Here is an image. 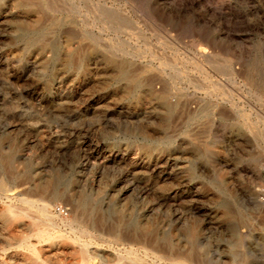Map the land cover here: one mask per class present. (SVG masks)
Here are the masks:
<instances>
[{
  "label": "rangeland",
  "instance_id": "rangeland-1",
  "mask_svg": "<svg viewBox=\"0 0 264 264\" xmlns=\"http://www.w3.org/2000/svg\"><path fill=\"white\" fill-rule=\"evenodd\" d=\"M0 264H264V0H0Z\"/></svg>",
  "mask_w": 264,
  "mask_h": 264
},
{
  "label": "built area",
  "instance_id": "built-area-1",
  "mask_svg": "<svg viewBox=\"0 0 264 264\" xmlns=\"http://www.w3.org/2000/svg\"><path fill=\"white\" fill-rule=\"evenodd\" d=\"M53 212L59 215H65V209L61 206H56L55 208H53Z\"/></svg>",
  "mask_w": 264,
  "mask_h": 264
},
{
  "label": "bare ground",
  "instance_id": "bare-ground-1",
  "mask_svg": "<svg viewBox=\"0 0 264 264\" xmlns=\"http://www.w3.org/2000/svg\"><path fill=\"white\" fill-rule=\"evenodd\" d=\"M28 202H29V201H28ZM26 203H27V202H26ZM30 207H31V206H30ZM10 214H12V213H10ZM16 216H17V215H16ZM12 217H13V216H12ZM85 247H86V246H85ZM28 248H29V247H28ZM78 248H79V247H78ZM82 248H83V247H82ZM82 248H81V249H82ZM79 249H80V248H79ZM85 250H86V249H85ZM85 250H84V252H85Z\"/></svg>",
  "mask_w": 264,
  "mask_h": 264
}]
</instances>
